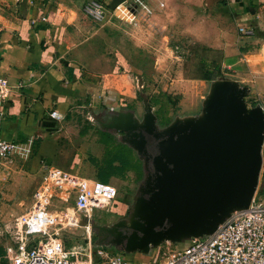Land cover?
I'll return each instance as SVG.
<instances>
[{
	"label": "crops",
	"instance_id": "0c3cea01",
	"mask_svg": "<svg viewBox=\"0 0 264 264\" xmlns=\"http://www.w3.org/2000/svg\"><path fill=\"white\" fill-rule=\"evenodd\" d=\"M157 1L160 3L152 5L155 18V11L165 5V0ZM222 2L228 13L226 22L208 13L203 38L198 39L208 48L219 50L224 74L249 86L258 96L255 102L264 104V0ZM74 8L64 0H54L53 5L45 0H0V75L9 83L0 137L34 140L31 157L19 158L24 161L20 166L3 165L0 160V186H5L6 178L11 179L9 186H16L20 178L31 182L30 186H39L47 167L96 179L97 169L89 157L100 159L104 145L99 139L90 140L87 133L81 135L79 130L72 134L69 113L91 106L100 97L105 99L104 104L112 102L116 106L132 96L114 85L118 73L128 70L124 58L85 57L89 38L84 36ZM193 20L188 13L184 25L189 31L199 27ZM239 25L251 27L253 35L241 34ZM203 96L185 104L180 114L196 110ZM183 102L181 99L180 104ZM52 111L61 117H52ZM121 216L118 214L116 219Z\"/></svg>",
	"mask_w": 264,
	"mask_h": 264
},
{
	"label": "water",
	"instance_id": "95a60500",
	"mask_svg": "<svg viewBox=\"0 0 264 264\" xmlns=\"http://www.w3.org/2000/svg\"><path fill=\"white\" fill-rule=\"evenodd\" d=\"M251 88L229 75L209 82L199 111L165 124L147 98L142 113L105 109L95 125L118 134L142 163L127 213L92 223L95 247L150 257L166 242L182 245L212 234L248 208L263 165L264 109L248 103Z\"/></svg>",
	"mask_w": 264,
	"mask_h": 264
},
{
	"label": "rangeland",
	"instance_id": "374dc122",
	"mask_svg": "<svg viewBox=\"0 0 264 264\" xmlns=\"http://www.w3.org/2000/svg\"><path fill=\"white\" fill-rule=\"evenodd\" d=\"M64 1L75 7L84 36L89 38L85 57L104 56L113 60L121 57L122 60L124 58L127 61V67L131 71L120 72L118 73L120 76L116 78L112 76V78H115V86L122 91L126 90L125 93H132L125 102L138 114L142 113V99L147 98L154 111L158 112L160 119L172 118L173 115L180 114L181 110H184L185 104L191 103L195 97L199 98L207 92L210 80L186 78L184 73L186 71L188 74L200 76L214 74L210 67L199 65V59L206 55L208 57L206 62H209L211 53L207 50L211 48L205 46L198 38H203L201 35L206 27L204 19L206 22L208 13L212 12L211 15L215 14L218 21L226 22L228 13L223 9L222 0H165V5L155 11L158 14L156 18L152 5L159 2L157 0H143L151 10V13L147 14L138 4L125 3L115 11L110 20L103 22L89 18L83 12V7L89 0H79L78 4H75L74 0ZM101 1L110 3L112 0ZM213 8H217L216 11ZM188 13L193 16V21H197L199 27L195 26L196 31L185 28V18ZM235 27L237 28L236 25ZM216 54L213 53L212 56ZM120 64L124 65V63ZM255 98L258 96L250 91L245 99L248 103H252ZM181 99L184 101L183 104H180ZM103 101L105 99L100 97L91 106L84 105L86 107L76 108L69 113L73 123L72 134L79 130L81 135L87 133L90 140L97 142L99 137L94 114L111 106L121 109L120 104L115 106L112 102L104 104ZM260 103L264 106L262 102ZM195 109L189 112L199 111L200 105H196ZM10 160L13 163H10ZM3 161V165L18 164V166L24 162L15 156H9ZM262 170L263 165L257 191L260 189ZM76 175L81 176L78 173ZM140 180L141 177L134 169H129L120 176H111L108 182L116 188L115 199L110 208L93 209L91 226L94 222L111 223L115 221L119 212H124L125 215ZM10 181V178H6L5 186H0V247L5 250L4 258L8 264H12L14 258L22 254L23 247L28 250L34 246L29 238L23 239L22 228L17 218L34 205L36 200L34 195L39 187L30 186L31 182L21 178L17 181L18 186H9L7 183ZM44 198L45 207L56 217L46 228L47 235L44 234L36 239L47 243L53 240L58 245L60 257L66 259L69 264H102L101 260L94 261V256L90 260L88 256L84 219L80 221L81 226L76 228H64L59 223L63 212L74 211V192L66 190L65 187L54 186ZM91 237L94 245L92 229ZM166 246L163 244L159 248L156 260L160 258Z\"/></svg>",
	"mask_w": 264,
	"mask_h": 264
},
{
	"label": "built area",
	"instance_id": "2783aa9c",
	"mask_svg": "<svg viewBox=\"0 0 264 264\" xmlns=\"http://www.w3.org/2000/svg\"><path fill=\"white\" fill-rule=\"evenodd\" d=\"M125 3H136L146 14L151 13L143 0H120L113 7L106 1L89 0L84 5L83 12L98 22L108 21ZM238 31L247 36L254 33L251 27L243 25L238 26ZM7 90L8 80L0 75V120L5 114ZM251 102L257 103L255 100ZM261 106L264 109L262 104ZM50 115L57 119L61 117L57 111H52ZM33 143L32 137L24 141L0 137V160L9 156L28 160L33 152ZM54 186L65 187L66 190L74 192V211L63 212L59 223L64 228H76L81 226V219L85 220L84 229L87 233L86 243L90 260L96 254L102 264H264V195L257 190L247 209L234 212L212 234L192 238L182 245L166 242L164 244L167 246L159 259L139 263L124 260L115 249L92 245L93 209L110 208L116 196V188L109 182L66 173L54 167H47L46 175L34 195V205L17 218L23 239L29 238L34 246L28 250L23 247L22 254L15 257L12 264H69L66 259L60 257L58 245L53 240L47 243L36 239L47 235L46 228L55 220L56 216L47 210L43 201L45 194Z\"/></svg>",
	"mask_w": 264,
	"mask_h": 264
},
{
	"label": "trees",
	"instance_id": "16d2710c",
	"mask_svg": "<svg viewBox=\"0 0 264 264\" xmlns=\"http://www.w3.org/2000/svg\"><path fill=\"white\" fill-rule=\"evenodd\" d=\"M47 1H51L52 5L54 4V0H45V2ZM74 1L75 4L79 3V0H74ZM118 2H120V0H112L110 6L113 7ZM207 51L211 53L210 54L211 58H209V62H206L208 61L207 60L208 57L206 55L199 59V65L201 67L203 66L210 67L214 71V74L209 76H200V75L188 74L185 71L184 73L185 77L211 80L213 78H216L224 74V71L221 69V59H222L221 52L220 51L216 52L213 51L212 49H208ZM213 53H217L216 56L214 55L212 56ZM128 71L131 70L128 69ZM120 105L121 108L131 109V107L125 101L120 102ZM154 112L157 115L158 123L160 125H165L171 120V117L160 119L158 112L156 111ZM96 132L98 134L99 141L104 145L103 155L100 159L91 156L89 157V160L93 164H95L97 169L95 175L96 179L101 182L108 183V180L111 176H120L129 169H134L137 172L138 176L142 178L143 176L142 163L138 159V157L135 156L136 154L132 151V149L129 148L127 145L121 143L115 134L101 130L97 126H96ZM257 192L260 194H264V164H263V170L260 180V189ZM118 214H121L123 216L124 212ZM115 251L119 252L124 260L131 262H139V263H147V262L155 261L159 252V250H157L150 257H146L140 254L139 252L126 254L119 249H116ZM4 255H5V250L3 249V247H0V264H8L7 260L4 258ZM93 256H94V261L100 260L96 254H94Z\"/></svg>",
	"mask_w": 264,
	"mask_h": 264
},
{
	"label": "flooded vegetation",
	"instance_id": "af4514ba",
	"mask_svg": "<svg viewBox=\"0 0 264 264\" xmlns=\"http://www.w3.org/2000/svg\"><path fill=\"white\" fill-rule=\"evenodd\" d=\"M112 109H115V108H112ZM104 115H105V110H103V111H101L99 113L94 114V121H95V119L103 120ZM116 137L118 138V134H116Z\"/></svg>",
	"mask_w": 264,
	"mask_h": 264
}]
</instances>
